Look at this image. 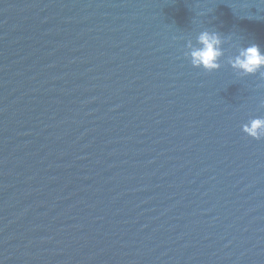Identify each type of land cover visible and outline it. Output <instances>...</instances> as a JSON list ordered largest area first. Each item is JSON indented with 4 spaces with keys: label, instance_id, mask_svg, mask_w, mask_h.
Listing matches in <instances>:
<instances>
[{
    "label": "water",
    "instance_id": "obj_1",
    "mask_svg": "<svg viewBox=\"0 0 264 264\" xmlns=\"http://www.w3.org/2000/svg\"><path fill=\"white\" fill-rule=\"evenodd\" d=\"M0 264H264V0H0Z\"/></svg>",
    "mask_w": 264,
    "mask_h": 264
}]
</instances>
